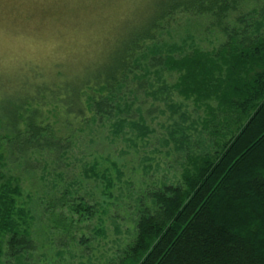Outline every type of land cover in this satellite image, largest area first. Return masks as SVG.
I'll list each match as a JSON object with an SVG mask.
<instances>
[{
	"label": "trees",
	"instance_id": "16d2710c",
	"mask_svg": "<svg viewBox=\"0 0 264 264\" xmlns=\"http://www.w3.org/2000/svg\"><path fill=\"white\" fill-rule=\"evenodd\" d=\"M241 1L168 0L93 76L37 84L16 99L2 95L16 109L9 118L0 106L5 124L16 131L2 139H19L24 126L20 153L65 154L66 147L40 124L39 106L47 103H60L65 114L110 123L116 134L128 127L143 136L150 129L135 115L140 109H133L139 94L162 100L175 113L176 93L203 102L211 114L207 150L192 157L180 183L147 194L150 205H141L133 240L112 264H264V1L259 11L237 15L230 24L227 17ZM177 13L210 14L224 36L222 45L211 53L193 49L175 57L181 48L160 41ZM179 129L174 124L170 135ZM89 170L96 174L94 166ZM20 196L17 178L0 171V264H32V216ZM68 207L85 219L94 213L84 200Z\"/></svg>",
	"mask_w": 264,
	"mask_h": 264
},
{
	"label": "rangeland",
	"instance_id": "374dc122",
	"mask_svg": "<svg viewBox=\"0 0 264 264\" xmlns=\"http://www.w3.org/2000/svg\"><path fill=\"white\" fill-rule=\"evenodd\" d=\"M167 1L0 0L3 114L11 118L16 109L2 95L16 99L33 92L37 84L93 76L97 66L123 49L132 32L150 25ZM263 1L242 0L227 21L232 24L237 15L259 11ZM162 35L160 43L181 48L175 57L193 49L211 53L224 41L210 14L177 13ZM172 101L175 113L162 100L138 95L133 109H140L135 115L150 129L146 136L128 127L116 134L110 123L65 114L58 102L40 105V124L48 128L50 139L66 147L63 156L18 152L25 148V127L19 126V139L6 142L2 136L12 139L16 131L5 124L0 110V171L17 178L19 204L32 216V264L116 262L133 240L141 205H150L147 194L180 183L192 157L204 154L212 141L207 133L213 130L212 116L203 102L176 93ZM174 124L180 129L172 136ZM183 127L185 134L179 135ZM92 166L96 174L89 170ZM80 200L93 207L92 218L69 211L68 206Z\"/></svg>",
	"mask_w": 264,
	"mask_h": 264
}]
</instances>
